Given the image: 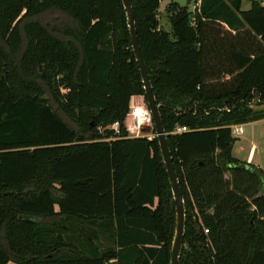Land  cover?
Here are the masks:
<instances>
[{
  "label": "trees",
  "instance_id": "obj_1",
  "mask_svg": "<svg viewBox=\"0 0 264 264\" xmlns=\"http://www.w3.org/2000/svg\"><path fill=\"white\" fill-rule=\"evenodd\" d=\"M130 1L184 196L180 264H264V169L232 134L264 120V7L173 2L166 30L163 0ZM132 97L122 0H0V264H171L174 193L154 125L128 134Z\"/></svg>",
  "mask_w": 264,
  "mask_h": 264
},
{
  "label": "water",
  "instance_id": "obj_2",
  "mask_svg": "<svg viewBox=\"0 0 264 264\" xmlns=\"http://www.w3.org/2000/svg\"><path fill=\"white\" fill-rule=\"evenodd\" d=\"M124 9L126 10L128 17V25L131 33V42L133 46V50L136 56V62L139 64V69L142 76V81L145 85V96L147 100V105L149 107L151 116L154 121V129L155 136H157L159 140V145L161 148V154H163L164 164L166 166V171L169 174L171 187L174 193L175 203H176V229L175 234L172 241V249H171V264H180L179 260L181 257V252L183 248V241L185 235V219H186V207L184 202L183 191L180 187V183L178 181L177 172L175 171L173 164L172 153H170L169 149V140L168 135L166 134V130L163 124V118L160 113V105H158L155 94L153 84L150 81V76L147 69V64H145L141 46H139L138 42V34L135 22L134 10L132 8V4L130 0H122Z\"/></svg>",
  "mask_w": 264,
  "mask_h": 264
},
{
  "label": "built area",
  "instance_id": "obj_3",
  "mask_svg": "<svg viewBox=\"0 0 264 264\" xmlns=\"http://www.w3.org/2000/svg\"><path fill=\"white\" fill-rule=\"evenodd\" d=\"M259 1V0H258ZM262 1V0H261ZM261 5L264 7V1L261 2ZM260 100H255L252 105L255 107V105ZM130 121V123H128ZM154 121L151 116L149 107L146 103V101L139 102L136 100V97L131 98L130 103V110L127 116V122H126V128L128 131V134L132 138H142L145 137L143 135V128L144 127H153ZM112 130L115 132L116 135L120 134V125L119 123H115L112 126ZM190 132V128L186 126H180L178 125L173 132V134H181V133H187ZM244 133L243 125H235L232 127V134L235 137H241ZM149 139H153L149 136ZM208 232V231H207Z\"/></svg>",
  "mask_w": 264,
  "mask_h": 264
},
{
  "label": "crops",
  "instance_id": "obj_4",
  "mask_svg": "<svg viewBox=\"0 0 264 264\" xmlns=\"http://www.w3.org/2000/svg\"><path fill=\"white\" fill-rule=\"evenodd\" d=\"M139 102L145 101L143 97H136ZM252 127V134L246 137V128ZM244 135L233 147V155L235 158L248 164H253L264 169V120L249 125H243ZM244 154L245 158H241L240 154Z\"/></svg>",
  "mask_w": 264,
  "mask_h": 264
},
{
  "label": "rangeland",
  "instance_id": "obj_5",
  "mask_svg": "<svg viewBox=\"0 0 264 264\" xmlns=\"http://www.w3.org/2000/svg\"><path fill=\"white\" fill-rule=\"evenodd\" d=\"M196 1L197 0H193L191 2H188V0H163L161 2V7H160V9H161L160 20H161L162 27H164L166 30H170L171 29V27L168 26V24H167L168 22H167V19H166V7L168 6V4L173 3V2L174 3L178 2L180 5L189 8L190 12H192V15H195V12H196V9H197L196 8L197 7ZM259 1L262 2L264 0H262V1L259 0ZM242 7H243V10H245V11L249 10L251 8L250 7V2L243 1L242 2ZM49 102H52V105L55 108L56 112L58 113V115L63 120H65L68 124H71L73 127L76 128V125L65 116V114L61 111V109L58 107V105L54 101H49ZM128 123H130V121ZM149 128L152 129L153 127H149ZM251 129H252V127H250V129L246 128V137L250 138V135L252 134V130ZM147 136H150V137L154 138V136L152 134H148ZM240 157L241 158L242 157L245 158L244 154H242V153L240 154ZM40 221L43 222L44 224H52L54 222V218L53 219L44 218V219H42ZM63 224L67 225L66 223H63ZM8 251L10 252L9 248H8Z\"/></svg>",
  "mask_w": 264,
  "mask_h": 264
}]
</instances>
